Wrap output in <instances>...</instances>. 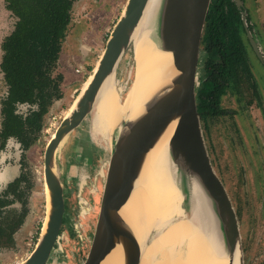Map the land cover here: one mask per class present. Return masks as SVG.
<instances>
[{
	"label": "water",
	"instance_id": "1",
	"mask_svg": "<svg viewBox=\"0 0 264 264\" xmlns=\"http://www.w3.org/2000/svg\"><path fill=\"white\" fill-rule=\"evenodd\" d=\"M149 1H126L97 59L96 68L94 65L95 70L93 68L90 72L89 84L83 91L81 88L74 107L64 116L47 143L43 158L48 192L47 221L33 252L19 264H50L63 258L55 253V246L63 227L70 222L67 187L76 170V165L71 160L69 162L67 156L77 147L83 126L91 122L105 81L115 75L117 87L123 89L121 98L130 88L135 66L133 37ZM211 3L212 0H162L153 36L160 49L172 55L176 74L151 96L139 114L124 120L100 146L101 185L93 192L92 203L84 197H77L78 210L80 201L87 202L84 255L80 264H101L117 247L123 252L122 264H141V246L131 221L150 223L161 207L153 205L143 195L131 221L122 210L135 191L148 156L172 122L176 124L169 144L173 163L180 175L199 183L209 198L231 264H234L237 251L241 252V264H245L235 204L210 158L198 113L197 87ZM130 54L133 62L126 71V79H119L120 66L127 64ZM186 208L190 206L187 204ZM154 231H151L150 238Z\"/></svg>",
	"mask_w": 264,
	"mask_h": 264
},
{
	"label": "rangeland",
	"instance_id": "2",
	"mask_svg": "<svg viewBox=\"0 0 264 264\" xmlns=\"http://www.w3.org/2000/svg\"><path fill=\"white\" fill-rule=\"evenodd\" d=\"M126 1L127 0H80L75 5L73 21L70 25L69 34L61 55L62 65H60L59 68L64 75L65 84L70 86H65L66 98L55 103L51 110V117L47 121L46 128L42 133L39 142L28 152V171L30 174V180L33 184L32 193L29 196V202L27 205L30 212L24 226L16 236V248L10 251L0 252V264H19L24 261L34 250L36 247L34 245H37L40 239L47 210L46 190L43 177V158L47 143L54 135L62 119L66 116L70 107L78 97L77 95L81 91L80 88L75 91L74 87H79L80 82L83 80L84 84L90 77V72L94 68V65L96 68L98 63L97 59L104 49L106 40L113 25L118 20ZM243 1L245 6L249 9L251 18L259 23L260 21L264 22V0ZM15 23L16 19L7 10L5 0H0V63L2 58V41L13 31ZM82 47L87 48L85 52L86 54L81 52ZM249 60L251 61V69L257 87L264 94V66L252 54H250ZM132 62V55L130 54L127 58V64L122 63L120 66L118 72L119 79H126V71L129 69ZM77 68H81V74L75 73ZM132 74L133 81L124 98H121V91L123 89L117 87V80L114 76L117 97L121 100V104L127 110L133 109V107L128 108L127 105H129L133 99L134 85L136 88V62ZM75 82L78 84L74 85ZM6 92L7 87L5 86L3 75L0 71V127L1 102L4 97H6ZM90 124L83 126L82 130L84 131H81V139L77 144V147L72 149L67 156V160H69V162L71 160L74 162V165H76V170L73 173H77L79 176L78 180L71 179L69 181V186L67 187L69 197V205L67 206L70 222L75 218L78 210V190H82V196L92 203L95 197L93 192L96 187L99 188L101 185L98 153L102 144L98 138L96 139L92 135ZM245 132H247L246 129ZM229 133H231V131H229ZM218 135L219 132L215 129V139L213 140V143L217 146L219 145ZM225 137L227 138V133L224 134V138ZM15 156L16 153L14 152L10 155V159L15 158ZM236 157L237 156L234 154L232 155V162L235 164L236 169L240 171L239 160ZM213 158L216 160V164L213 163L214 167L226 185L235 204L241 227L245 264H249L250 261V264H262L264 262V240L260 237V234L264 232V169H257L256 167V169H254L250 167L251 161L245 159V172L242 176L243 180L241 185L243 189L241 197L237 202L236 198L239 189L237 188V185H235L233 170L225 169L222 165L225 162H223L217 154H215ZM6 161L5 164H7ZM14 163V165L10 164V167L14 168L12 170H16V173H18V167L16 166L17 162L15 159ZM1 164L3 169L5 164L4 162L2 163V161ZM6 181V173H0V184L5 183ZM76 181H78V183ZM2 186L3 185L0 186V189H2ZM17 206L20 207V204H17ZM241 206L245 207L247 210L244 215L241 214ZM63 232H66L70 241L68 244L69 246L66 248L68 257L65 258L63 256L62 260L51 262L50 264H80L84 255V242L81 245L77 244L72 234L73 231L70 229V224L68 223L63 227ZM158 233V231L153 233L152 238L156 237ZM258 242L263 243V246L260 245V247L258 246L256 248L255 244H258ZM161 256L162 253L158 255V259L162 258Z\"/></svg>",
	"mask_w": 264,
	"mask_h": 264
},
{
	"label": "bare ground",
	"instance_id": "3",
	"mask_svg": "<svg viewBox=\"0 0 264 264\" xmlns=\"http://www.w3.org/2000/svg\"><path fill=\"white\" fill-rule=\"evenodd\" d=\"M161 2L162 0L149 1L133 37L137 68L136 88L134 85L133 99L127 105L133 109L127 110L117 97L114 74L105 81L99 93L94 116L89 124L92 135L98 138L102 145L110 138L115 128H119L124 120L139 114L151 96L166 86L176 74L172 55L163 52L153 36ZM91 78L92 74L85 81L82 91ZM75 102L76 100L66 116ZM175 128L176 124L172 122L165 129L148 156L131 199L122 210V214L131 221V215L134 217L135 209L138 210L143 195L148 197L153 205L161 207L150 223H146L145 220L131 221L141 246V264H231L230 255L223 248L219 222L209 198L199 183L189 181L186 175H180L171 159L169 144ZM78 177L75 173L72 179L78 180ZM45 192L48 200L47 190ZM187 204L190 206L189 209L186 208ZM46 221L47 217L44 220L43 231ZM152 230H155L154 233L159 232L154 238L149 237ZM160 253L162 258L158 259ZM240 258L241 252L237 251L234 264H241ZM122 262L123 252L117 247L101 264Z\"/></svg>",
	"mask_w": 264,
	"mask_h": 264
},
{
	"label": "flooded vegetation",
	"instance_id": "4",
	"mask_svg": "<svg viewBox=\"0 0 264 264\" xmlns=\"http://www.w3.org/2000/svg\"><path fill=\"white\" fill-rule=\"evenodd\" d=\"M238 1L239 3L231 0L235 6H224L225 19L228 20H219L215 22L216 26L211 28L197 87L198 113L210 158L216 164L213 157L217 154L225 162L222 164L225 169L233 170L235 185L239 189L237 202L243 189L241 185L245 172V159L251 161L250 167L264 169V94L257 87L249 60L250 54H252L264 66V22L260 21V24L252 19L244 1ZM229 9L236 10L239 19L230 21ZM86 50L85 47L81 48L83 54H86ZM59 68L58 71L61 73ZM76 70H79V73H76ZM76 70V74L82 73L81 68ZM65 86L69 87L70 85L67 86L64 81V98H66ZM74 89L76 88L74 87ZM36 111H38L36 105L25 103L17 106L16 114L25 120ZM215 129L219 132L218 146L213 143ZM225 133H227V138H224ZM36 145L25 151L17 139L9 138L5 148L0 151V173L7 175V181L0 184V186L3 185L0 195L7 190L10 184L25 174L31 185V189L25 191L27 209L29 196L33 189L28 171L27 155ZM14 152L16 153L15 158L10 159V155ZM233 154L239 160L240 171L232 162ZM14 159L17 162L18 173L10 167V164H15ZM1 161L4 164L5 161L7 162L3 169ZM23 185L25 187L24 183ZM10 198L13 199V197ZM17 204L20 202L13 203L10 208L21 210L22 205L20 204L18 207ZM240 209L242 215L246 214L245 207L241 206ZM28 211L30 212L29 209ZM260 237L264 240V232L260 234ZM260 245L263 246V243L258 242L255 247H260ZM3 251L10 250H0V252Z\"/></svg>",
	"mask_w": 264,
	"mask_h": 264
},
{
	"label": "trees",
	"instance_id": "5",
	"mask_svg": "<svg viewBox=\"0 0 264 264\" xmlns=\"http://www.w3.org/2000/svg\"><path fill=\"white\" fill-rule=\"evenodd\" d=\"M79 1L5 0L6 8L16 23L1 44L0 71L7 96L1 102L0 151L9 138L17 139L25 151L30 150L39 142L56 101L64 98L65 78L58 71L59 60L73 21L75 5ZM224 6L235 5L231 0H212L205 51L215 22L228 20L225 19ZM228 11L230 21L239 19L236 10ZM25 103L36 105L38 111L24 120L16 114V110L18 105ZM30 189L29 180L23 174L0 195V250L16 248V236L29 213L25 191ZM79 190L77 194L81 198ZM15 202H20L21 210L10 208Z\"/></svg>",
	"mask_w": 264,
	"mask_h": 264
},
{
	"label": "built area",
	"instance_id": "6",
	"mask_svg": "<svg viewBox=\"0 0 264 264\" xmlns=\"http://www.w3.org/2000/svg\"><path fill=\"white\" fill-rule=\"evenodd\" d=\"M76 73H79V70H76ZM87 202L80 201L79 202V210L74 219H72L70 224V229L73 231L72 234L77 242V244L81 245L84 242V225H85V214H86ZM69 237L66 235V232L60 233L56 246L55 253L57 255L68 257L66 248L69 246ZM36 246V245H35Z\"/></svg>",
	"mask_w": 264,
	"mask_h": 264
},
{
	"label": "crops",
	"instance_id": "7",
	"mask_svg": "<svg viewBox=\"0 0 264 264\" xmlns=\"http://www.w3.org/2000/svg\"><path fill=\"white\" fill-rule=\"evenodd\" d=\"M60 65H62L61 59H60V61H59V66H60ZM83 82H84V80H83L82 82H80L79 87H77V88L75 87V88H76L75 91L78 90L79 88L81 89V86H82ZM75 84H76V82H75ZM77 84H78V83H77Z\"/></svg>",
	"mask_w": 264,
	"mask_h": 264
}]
</instances>
